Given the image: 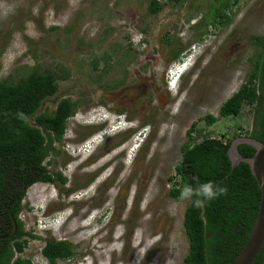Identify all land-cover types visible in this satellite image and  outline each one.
Wrapping results in <instances>:
<instances>
[{
    "label": "rangeland",
    "instance_id": "obj_1",
    "mask_svg": "<svg viewBox=\"0 0 264 264\" xmlns=\"http://www.w3.org/2000/svg\"><path fill=\"white\" fill-rule=\"evenodd\" d=\"M216 2L187 0L151 15L149 0H0V81H16L30 68L54 71L58 92L41 111L62 97L81 100L53 144L59 153L47 158L66 183H36L22 200L25 230L39 237L28 240L23 257L50 264L41 250L55 239L75 250L73 259L56 264H182L188 201L168 196L180 148L192 123L198 141L232 143L252 128L247 105L238 118L209 125L204 117L218 116L246 80L259 50L249 36H264V0H239L226 13L228 24L205 28ZM192 46L199 47L195 65L168 91L174 54ZM101 104L150 131L135 159L129 148L136 129L104 132L108 123L95 125L92 114ZM64 210L69 218H45Z\"/></svg>",
    "mask_w": 264,
    "mask_h": 264
},
{
    "label": "trees",
    "instance_id": "obj_2",
    "mask_svg": "<svg viewBox=\"0 0 264 264\" xmlns=\"http://www.w3.org/2000/svg\"><path fill=\"white\" fill-rule=\"evenodd\" d=\"M186 1L166 0L160 3L149 0L148 12L156 15L168 4L181 5ZM238 1L217 0L212 7L211 18L203 26L228 24L230 18L226 13ZM249 38L259 50L249 59L251 69L246 80L221 104L218 116L206 115L204 118L209 125L223 118H238L242 107L247 105L252 109V128L246 131L245 137L264 144V36L250 35ZM185 50L178 47L172 59H180ZM59 79L54 71L30 68L16 81H0V195L5 194L6 184L13 176L16 181L21 178L24 183V188L18 192L19 201L36 183H66L67 179L61 172L48 169L52 162L47 158L59 153L53 144L64 137L66 122L74 115L81 100L62 97L54 109L41 111L43 102L56 96ZM194 129L195 124L192 123L187 130L188 140L180 148L181 160L175 166L177 179H169L171 189L168 196L178 200L181 189L185 185L195 186L196 178L199 182L213 181L226 188L227 193L203 209L193 207L188 201L183 219L188 250L182 264H233L254 224L260 204V189L248 164L240 162L231 167L227 154L231 140L224 142L206 137L198 141L196 135H191ZM237 149L242 157H251L255 153V149L247 144H240ZM12 192L13 189L8 188L3 195L7 201ZM18 228L27 238L16 243L19 256L13 264H33L20 254L28 240L39 237L32 231L23 232L19 222ZM41 254L50 264H56L58 260L73 259L75 250L74 245L66 240L51 239L45 241ZM2 256L4 254L1 253L0 264H6ZM253 264H264L263 250Z\"/></svg>",
    "mask_w": 264,
    "mask_h": 264
},
{
    "label": "clouds",
    "instance_id": "obj_3",
    "mask_svg": "<svg viewBox=\"0 0 264 264\" xmlns=\"http://www.w3.org/2000/svg\"><path fill=\"white\" fill-rule=\"evenodd\" d=\"M196 45L204 46L203 43H198ZM198 49L199 47H196V46H192V48L190 47L187 48L181 55L180 59L175 60L173 62L172 66L174 67L171 68L170 71L167 72L165 76L167 84H168L166 87L168 91H172L173 89L176 90L178 88V85L181 82V79L183 78V75L195 65V62L197 59L195 58V62H194V56L192 54H195V51H198ZM195 55L198 56L199 54H195ZM191 57H192V62L190 63ZM176 62L178 64H175ZM184 62H189L190 65L188 64L183 71H179L178 73H175L174 70L178 66H181L182 64H184ZM92 111H93L92 113L93 117L99 120V122L95 123V125H103L104 127L108 123L107 127L103 129L104 132L105 131L120 132L122 129H124L122 128L124 126H126L125 128L128 130L136 129V132L133 135V138H135V140L137 141L134 142L132 146L129 148V151L131 152L130 158H132L133 156V159H135L137 154L139 153V151L145 144L146 140L148 139L150 131H148L146 127L141 126L138 128L137 126H134L132 124L133 121L128 120L125 113L109 110L102 104L101 106H97L93 108ZM98 115H100L101 117H99ZM127 124H129L130 126H127ZM90 144H92V141H90ZM80 147H83L85 149V146H83L82 144L80 145ZM78 150L80 151L82 149L79 148ZM196 180H197V183L195 184V186L185 185L181 189L180 195H179L180 201H190L193 207L198 208V209H203L206 207L208 203L217 199L219 196L225 195L227 193L226 188L216 185L213 181L199 182L198 178H196ZM65 215H66V218L70 217V213H68L67 210L58 211V212L54 211L50 214L45 215V218L47 219L49 218L50 221L52 220L56 221L57 219L62 218ZM141 252L143 253L144 249H141Z\"/></svg>",
    "mask_w": 264,
    "mask_h": 264
},
{
    "label": "water",
    "instance_id": "obj_4",
    "mask_svg": "<svg viewBox=\"0 0 264 264\" xmlns=\"http://www.w3.org/2000/svg\"><path fill=\"white\" fill-rule=\"evenodd\" d=\"M247 144L255 149L251 157H242L238 152V145ZM231 167L238 163L248 164L251 174L260 189L261 198L258 212L247 240L241 248L233 264H253L264 247V144L248 137H238L228 149Z\"/></svg>",
    "mask_w": 264,
    "mask_h": 264
},
{
    "label": "flooded vegetation",
    "instance_id": "obj_5",
    "mask_svg": "<svg viewBox=\"0 0 264 264\" xmlns=\"http://www.w3.org/2000/svg\"><path fill=\"white\" fill-rule=\"evenodd\" d=\"M6 186L9 189H13V192L8 201L3 196L8 192V188L5 194L0 195V256L1 253L4 254L2 257L7 261L6 264H13L19 256L16 250V243H21L27 238V236L20 233L18 222L21 224L22 231L28 232L25 230L21 218L23 211L22 200L19 201L18 199V192L24 188V183L21 182V178L16 181L13 176L9 179ZM20 256L23 257L21 254Z\"/></svg>",
    "mask_w": 264,
    "mask_h": 264
},
{
    "label": "built area",
    "instance_id": "obj_6",
    "mask_svg": "<svg viewBox=\"0 0 264 264\" xmlns=\"http://www.w3.org/2000/svg\"><path fill=\"white\" fill-rule=\"evenodd\" d=\"M160 3L165 2L166 0H158Z\"/></svg>",
    "mask_w": 264,
    "mask_h": 264
}]
</instances>
